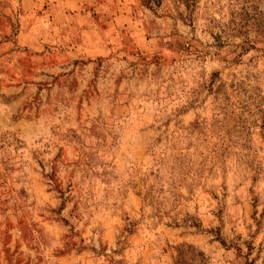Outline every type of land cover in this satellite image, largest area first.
<instances>
[{
    "label": "rangeland",
    "instance_id": "374dc122",
    "mask_svg": "<svg viewBox=\"0 0 264 264\" xmlns=\"http://www.w3.org/2000/svg\"><path fill=\"white\" fill-rule=\"evenodd\" d=\"M0 264H264V0H0Z\"/></svg>",
    "mask_w": 264,
    "mask_h": 264
}]
</instances>
